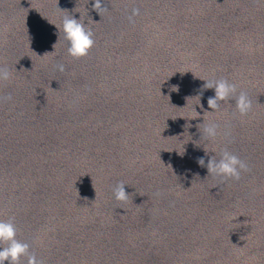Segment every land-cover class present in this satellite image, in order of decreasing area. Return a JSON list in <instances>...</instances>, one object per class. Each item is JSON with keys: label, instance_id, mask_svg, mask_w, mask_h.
<instances>
[{"label": "clouds", "instance_id": "obj_1", "mask_svg": "<svg viewBox=\"0 0 264 264\" xmlns=\"http://www.w3.org/2000/svg\"><path fill=\"white\" fill-rule=\"evenodd\" d=\"M93 7L98 12L107 11L106 7H102V0H94ZM62 31L64 39L68 42L67 54L69 56L79 59L88 55L95 43L91 29L86 28L80 19L65 16L62 19ZM56 68L61 72L64 71L63 64L56 65ZM10 78L11 72L7 68L0 67V82L7 81ZM203 80L205 81L204 89L214 90V96L209 97L207 100L208 107L213 111L220 109L221 102L229 100L235 101L236 111L241 117L252 111V100L247 92L238 90L235 83H230L223 78ZM201 134V138L214 139L217 135V125L211 123L204 125ZM196 162L201 167H206L209 175L225 180H239L241 173L247 171L249 167L246 161L227 149L220 152L219 158L214 155L205 163V159L199 157ZM113 195L116 201L127 202L129 194L125 191L123 181L114 186ZM30 248L28 242L17 238V226L14 217L0 219V264H21L22 258H26V264H43V261L38 259Z\"/></svg>", "mask_w": 264, "mask_h": 264}]
</instances>
